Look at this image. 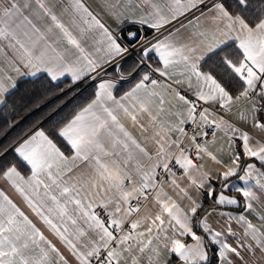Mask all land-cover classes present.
<instances>
[{"label":"snow or ice","instance_id":"snow-or-ice-1","mask_svg":"<svg viewBox=\"0 0 264 264\" xmlns=\"http://www.w3.org/2000/svg\"><path fill=\"white\" fill-rule=\"evenodd\" d=\"M0 53V264H264V0H0Z\"/></svg>","mask_w":264,"mask_h":264},{"label":"trees","instance_id":"trees-1","mask_svg":"<svg viewBox=\"0 0 264 264\" xmlns=\"http://www.w3.org/2000/svg\"><path fill=\"white\" fill-rule=\"evenodd\" d=\"M15 101L17 113H14L16 120H20L21 123L18 127L14 129H7L3 119H0V144L8 143L23 130L29 127L35 120H37L43 112H46L48 109L43 108L40 111L33 109L29 111L28 105L30 101V86L22 87L19 92L15 94L12 98ZM34 104L35 101H32ZM7 133V136L5 135Z\"/></svg>","mask_w":264,"mask_h":264},{"label":"crops","instance_id":"crops-1","mask_svg":"<svg viewBox=\"0 0 264 264\" xmlns=\"http://www.w3.org/2000/svg\"><path fill=\"white\" fill-rule=\"evenodd\" d=\"M89 2L92 3L93 0H89ZM2 64H3V54L0 53V66H2Z\"/></svg>","mask_w":264,"mask_h":264}]
</instances>
